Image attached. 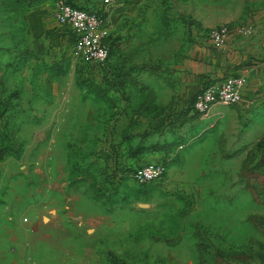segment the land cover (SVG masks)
Instances as JSON below:
<instances>
[{
	"label": "rangeland",
	"instance_id": "rangeland-1",
	"mask_svg": "<svg viewBox=\"0 0 264 264\" xmlns=\"http://www.w3.org/2000/svg\"><path fill=\"white\" fill-rule=\"evenodd\" d=\"M46 1L0 0V264H264V114L234 104L203 115L192 102L171 103V142L153 153L166 173L135 181L126 173L143 164L138 146L115 123L126 92L117 98L116 74L74 58V46L37 37L31 16ZM144 4L184 14L201 40L228 25L205 31L204 21L240 11V0ZM44 219H55L56 243L33 237Z\"/></svg>",
	"mask_w": 264,
	"mask_h": 264
},
{
	"label": "crops",
	"instance_id": "crops-1",
	"mask_svg": "<svg viewBox=\"0 0 264 264\" xmlns=\"http://www.w3.org/2000/svg\"><path fill=\"white\" fill-rule=\"evenodd\" d=\"M71 1L97 10H104L107 6V0ZM115 1L113 8L105 13L106 27L110 33L107 42L117 73L113 92L120 99L119 95L125 91L124 95L129 101L127 109L118 105L115 108L121 109L115 123L117 131L124 134L126 141L133 138L136 147H143L142 153L135 156L137 160L142 163L155 161L158 154L153 153L158 150L147 147L171 142L166 141L168 137L165 136L172 133L164 117L167 107L174 105V109H183L191 102L194 93L210 81L228 75H245L248 81L242 101L238 104L244 109H258L264 114V0H240L238 13L226 15L217 22H203L205 31L219 22L232 27L228 42L222 48L213 47L207 37L201 40L198 36L200 29L197 26L188 27L184 14L157 15L150 6L144 4L145 0ZM55 11L56 0H47L38 5L30 24L36 26L37 37H41V40L45 37L57 42L59 48L64 43L72 49L75 32L57 21ZM153 19H156L154 25ZM159 20L171 23L173 27L178 26L177 34L167 24L158 25ZM239 28H247L249 33H241ZM120 138L123 141L122 136ZM54 220L44 219L47 223L42 225L35 223L33 237L43 234L48 238V243L53 239L56 243L59 229ZM63 222L69 224L66 219ZM47 225V230L42 228ZM81 225L83 221L80 219L69 224L76 230ZM15 241V253L23 256L24 237ZM30 248L26 252L33 256L36 254L35 249L32 246ZM47 250L51 256H55V246H48Z\"/></svg>",
	"mask_w": 264,
	"mask_h": 264
},
{
	"label": "built area",
	"instance_id": "built-area-1",
	"mask_svg": "<svg viewBox=\"0 0 264 264\" xmlns=\"http://www.w3.org/2000/svg\"><path fill=\"white\" fill-rule=\"evenodd\" d=\"M115 0H107L104 10L73 6L65 0H56L55 17L57 21L70 27L75 32L73 57L86 60L96 67L109 63L111 49L108 45L109 30L106 27V12ZM114 6V5H113ZM232 27L220 25L207 32L208 41L215 48L224 47L229 39ZM239 31L248 34L247 28ZM245 75H228L204 84L191 100L193 109L203 115L210 113L216 106H229L242 101L243 90L247 85ZM166 173L161 162H146L135 168L131 177L141 183L157 181Z\"/></svg>",
	"mask_w": 264,
	"mask_h": 264
},
{
	"label": "trees",
	"instance_id": "trees-1",
	"mask_svg": "<svg viewBox=\"0 0 264 264\" xmlns=\"http://www.w3.org/2000/svg\"><path fill=\"white\" fill-rule=\"evenodd\" d=\"M34 1H36V0H34ZM67 3H69V4H71V5H73V6H79V5H77V4H75L74 2H72L71 0H65ZM81 7H83V6H81ZM86 8V7H85ZM106 16V15H105ZM111 56H112V54H111ZM112 58V57H111ZM110 58V60H109V63L107 64V65H105V66H102V67H105L108 71H112V73H115V74H117L116 73V69L113 67V62H112V59ZM95 66V65H94ZM193 108V107H192ZM160 147V145H151V146H149V147H147V148H149V149H154V150H156V149H158ZM142 150H143V147H137L136 149H134V152H133V155L134 156H136V155H139V154H141L142 153ZM135 168L136 167H134L133 169H131V168H129L128 169V172L126 173V175H131L132 173H133V171L135 170Z\"/></svg>",
	"mask_w": 264,
	"mask_h": 264
}]
</instances>
